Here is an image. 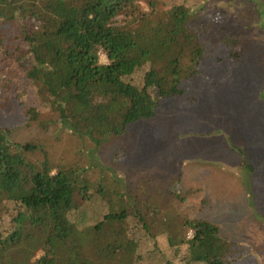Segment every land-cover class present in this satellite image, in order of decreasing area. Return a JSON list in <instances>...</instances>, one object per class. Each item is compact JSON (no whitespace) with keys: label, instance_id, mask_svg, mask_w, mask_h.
Here are the masks:
<instances>
[{"label":"trees","instance_id":"16d2710c","mask_svg":"<svg viewBox=\"0 0 264 264\" xmlns=\"http://www.w3.org/2000/svg\"><path fill=\"white\" fill-rule=\"evenodd\" d=\"M206 2L0 0V105L16 97L11 86L32 85L40 107L53 112L41 127L67 124L73 135L103 139L183 94L217 53L225 76H245L234 68L243 56L235 40L222 41V51L192 23ZM12 131L0 123V264H244L246 245L215 222L140 201L110 168L90 182V169L55 160L43 138ZM75 231L90 262L60 259L57 243Z\"/></svg>","mask_w":264,"mask_h":264},{"label":"rangeland","instance_id":"374dc122","mask_svg":"<svg viewBox=\"0 0 264 264\" xmlns=\"http://www.w3.org/2000/svg\"><path fill=\"white\" fill-rule=\"evenodd\" d=\"M261 1L260 6H253L207 0L192 21L203 25L204 34L222 51V41L232 45L234 39L243 53L234 68L240 70L241 66L240 73L246 69L249 75L241 76L236 71L233 76H225L221 71L227 67L225 62L219 70L215 67L217 53L204 61L200 76L185 84L183 94L165 98L152 117L103 139L104 134L73 135L67 124L61 128L53 122L41 127L40 118L52 117L53 112L40 107V97L32 85L25 91L16 82L11 86V96L16 97H5L0 105V123L12 127L11 136L16 139L43 138L55 160L90 169L85 172L90 182L97 179L100 168H110L140 201L158 205L164 213L215 222L225 237L246 245L244 264H264ZM147 21L140 27L153 24L154 18ZM100 57L106 62L104 53ZM65 241L57 243L60 259L66 263L90 262L82 233L75 231Z\"/></svg>","mask_w":264,"mask_h":264},{"label":"built area","instance_id":"2783aa9c","mask_svg":"<svg viewBox=\"0 0 264 264\" xmlns=\"http://www.w3.org/2000/svg\"><path fill=\"white\" fill-rule=\"evenodd\" d=\"M188 233H189V235L191 236V234H192L191 230H190Z\"/></svg>","mask_w":264,"mask_h":264}]
</instances>
